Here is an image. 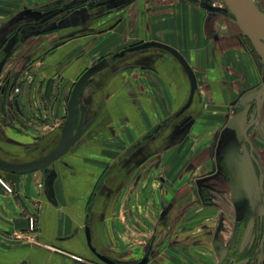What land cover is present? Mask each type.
I'll return each mask as SVG.
<instances>
[{
    "label": "crops",
    "instance_id": "crops-1",
    "mask_svg": "<svg viewBox=\"0 0 264 264\" xmlns=\"http://www.w3.org/2000/svg\"><path fill=\"white\" fill-rule=\"evenodd\" d=\"M56 1L58 0H0V48L18 27L28 23H35L45 15L56 10L59 6L55 4ZM101 1L106 0H91L85 6L78 7L52 18L42 25V33L33 36V38L31 37V41L26 44L30 45L36 42V46L40 45L42 47L48 42L52 43V47L61 50L62 46L59 45L57 40L62 34V27L68 26L67 23L87 21L92 15L91 12L109 5L96 6ZM146 2L148 3L147 0L143 2L138 1L136 5H133V17H137V20H134V25L137 24L138 33L147 38L145 41H159L171 45L178 49L191 64L196 73L199 86V94L196 95L194 100V102L199 100V104H201V106L199 105V113L206 116L207 114L213 115L214 122H217L216 119L219 118L217 116H221L222 113L227 112L228 108L236 99L262 85L264 82V69L261 63H259L258 57L245 42V38L239 30L240 28L232 19L222 14H217L214 11L207 12L198 4L180 0H149L151 14L148 19H145L141 17V12L140 15L136 12L141 11L143 4L145 7ZM109 13L111 12L103 11L93 16L95 18H101L109 15ZM122 24L119 25L121 30L129 31L134 28L129 24H124L121 27ZM36 46L29 47L25 55H31L30 53L36 50ZM19 50V48H15L3 70L2 76L7 72L9 66H23L26 64V57L17 55ZM153 52H157L163 58H156L152 61L146 60L151 63V67L156 68V70H162V68L168 69L172 63V66L178 68L184 77L182 79H180L181 77H166L164 78V86L158 77H117L114 78L112 83L106 86V89L103 87L101 90L102 95L105 96L106 94V103L100 107L102 108L103 114L107 112L111 114L113 107L115 108L117 106V109H121L120 112L124 114V121L132 125L131 129L139 131L147 130L151 123H153L155 128L156 125L168 118H172L171 121H173V117L167 116L160 120L158 117L165 113L171 114L180 111L181 107L186 103L190 92L189 79L179 62L171 54L161 49L149 48L136 55L139 54L141 55L140 57L146 58L149 55L148 53ZM143 66V63H140L135 68ZM54 67L56 66L52 65L51 61H48L44 65V69H41L40 74H50L53 72ZM122 70L126 71L129 69ZM80 75L75 77H80ZM36 84L37 81L33 83V90ZM115 84L117 85L116 88L118 91L116 95L117 100L114 98L111 99L112 94H116V88L113 86ZM159 85L162 91L160 94L158 92ZM32 89L30 84L29 86L24 84L19 97L22 99L28 97ZM136 90H139L141 93L140 101H138L141 110H137L133 102L126 100L128 94L130 92L134 93ZM51 91H47V97L49 98L52 95ZM111 91L112 93H110ZM58 99L56 108L53 111L55 120L50 122L52 124L50 125L52 130L56 129L59 133L54 134L55 136H53L51 142H43L47 146L52 145L54 147L61 136L62 124L64 123V118H62L64 116L62 93L59 94ZM166 103L170 104L169 108ZM13 108L14 106H9V109L12 110ZM65 109L67 112V106ZM6 110L7 107L0 105V155L3 158L13 162H25L38 158L53 148L47 151L45 147L46 152L44 151V154L42 153L38 156H26L22 148L24 149V147L31 145L28 142L29 137L21 132V130H24L22 122L15 118L12 112L8 111V113H5ZM15 110L19 111V109ZM34 110L36 112L35 108ZM41 110L45 114L44 116H46L47 112L45 109ZM23 112L21 111L20 113L23 114ZM20 113L19 115H21ZM199 113H197L189 125L190 129L188 128L189 132L187 136L185 135V137L176 140L166 154H163L164 149H160L159 159L158 156L155 159L156 161L158 160L154 165L155 168L153 169L151 167L148 170L149 172L144 175V178L146 179L148 177L150 182H147L142 188L139 187L143 194L142 197L149 200L146 208L151 211V217L149 219L152 221L151 224L153 223V229L155 231L154 238L150 241L147 251L150 254L148 264L154 263L151 258V253L154 250L155 254L157 251L161 254L157 255L158 262L154 264H167L169 258L168 250L172 248L170 243L174 240L178 241V239V242L185 240L182 239L183 237L175 235L174 232L176 229L179 230L180 227L184 226L183 221L186 220L185 218L195 216L191 215L190 205H197V207L192 209L193 211L207 210L210 212L211 225L216 226L218 221H221V211L231 202L232 197L230 198V196L234 192L229 195L224 187L217 183L224 182L220 175L218 176L219 179L214 177L216 179H213V183L209 185L208 193L213 195L210 205L205 204L204 199H202L203 197L201 195L205 188L204 183L206 177L202 176L204 172L201 166L203 165L204 168L205 164L209 163L210 168L214 169L215 165L210 161L212 160L211 156H209L210 154L207 155L206 153L208 149H203L197 153L191 148L197 143L198 145L205 144V139H202L205 136L200 137L199 133L200 130L205 129L202 126L203 122L200 120L201 114ZM258 113L260 117L261 141H258L251 134H249V140L255 149L258 145L261 146V153H259L260 156L258 158L261 163L260 177L264 180V95L261 99ZM59 119H62V122L58 126L59 123L57 122ZM46 123L48 122H43V130L50 128V125ZM250 124L248 126L249 128H251ZM92 126L85 132L79 142L89 132ZM27 129H30V125H28ZM145 143L147 149L156 148L157 151L159 146L162 145V142L152 140L151 138ZM191 149L193 150L192 154L190 152ZM92 151V148L75 150L72 154V160L76 163L88 162L89 159L86 155L92 154ZM64 160L68 163L69 167L62 164L60 168L57 167L58 178L55 185L58 200L57 206L49 202L45 195L43 171L39 170L27 174H11L0 171V176H4L8 184L14 187L16 191V196L10 195L0 185V264H19L23 261H27L28 264H85L73 259L69 255L63 254L61 250L93 259L94 261H101L88 244L86 234L87 226L91 227L92 244L96 250L116 260L117 255L109 250L111 240L118 242V246L120 247V245H125L126 239L124 238L125 236L122 237L120 234V226L122 223L119 221V218H115L114 211H116V207L119 204L120 191L125 189L126 181L130 173L132 174L135 171L126 169V157L117 161L113 156V159H111L114 162L112 167L115 164L116 166L114 168L111 167L112 174L110 176L108 175L111 171L110 168L102 177L105 180L107 179L104 188H107V190H110V188L111 190L119 189L118 198L115 200L114 206H112L111 214H106L105 212L108 206V199L107 201L105 199L94 219L90 215L91 213L89 214V212L83 209L84 206L82 204V198L88 194L87 190L92 185L91 180L94 175L84 172L83 167L79 164H74L70 161L69 157H64ZM200 174L201 176L197 177ZM40 183L43 184L42 188L39 186ZM96 191L99 190H93L90 193V199ZM103 192H99L95 204H98ZM223 193L225 197L222 199L217 198L218 194ZM191 195H194L193 198L196 196L195 199L197 200H194L192 204H188L187 202ZM223 202L225 206H223ZM35 203L40 208V222L43 225L41 236L49 244L47 248L24 242L21 243L19 242V237L14 236L15 232H23L27 229V215L31 211V208L36 205ZM80 226L82 227L80 228ZM159 226H165L167 233L157 235ZM172 227H174L173 232H171ZM180 230L183 229L181 228ZM155 242L160 243L154 247ZM181 246L179 245V247ZM186 248H190L189 244ZM160 258L162 260H159ZM189 261H185L183 264H191Z\"/></svg>",
    "mask_w": 264,
    "mask_h": 264
},
{
    "label": "rangeland",
    "instance_id": "rangeland-1",
    "mask_svg": "<svg viewBox=\"0 0 264 264\" xmlns=\"http://www.w3.org/2000/svg\"><path fill=\"white\" fill-rule=\"evenodd\" d=\"M138 1L144 0H117L112 4L105 6L104 8L96 9L91 12V17L87 21L78 23H67L68 26L62 27V34L57 40L59 45L62 46L61 50L52 47V43H45L35 45L26 44V42L19 43L16 47L20 50L17 55H23L25 58V65H12L9 66L7 72L0 78V105L7 107L5 113L12 112L15 118L22 122L25 133L28 137L30 146L22 148L26 156H38L44 154L45 147L49 151L52 145H44L43 142H48L53 139L54 134H58L59 131L52 130L51 123L54 118L53 111L58 103V96L62 93V107L64 121L67 115L65 107L69 99L70 91L75 79L83 71L88 69L98 61L107 58L111 61V67L100 72L94 76L93 83L87 85L84 89L82 97L80 99V106L89 105L90 113L89 117L95 115L97 118L94 126L79 142V144L71 149L64 157H69L72 160V154L75 150L92 148V154H87L88 162H77L83 167V171L92 173L94 176L91 180L92 185L88 187V194L83 196V209L93 216H97L98 209L103 205L104 200L108 199L106 214L112 213V206H114L115 200L118 198L119 189L110 190L105 187L107 179H103L102 175L106 173L108 169L112 167L114 163L111 161L113 156L117 161L126 157V169L135 171L130 173L125 189L121 190L119 204L116 207L115 218H119L122 225L120 226V234L126 239L125 245L118 246V242L111 240L109 250L114 252L116 260L119 262L135 263L140 261L148 251L150 241L154 238L155 231L152 221H150L151 211L146 208L149 204V200L142 197V192L139 187H143L147 182H150L149 178H144L152 167L155 168V159L161 152L160 149H164L163 154H166L176 140L187 136L189 125L194 120V117L199 113V100H196L191 109L184 114L181 118H176L177 113H165L159 116V120L164 117H173V121L167 123L164 129L157 135H152L154 130L153 123L150 124L147 130L131 129L132 125L124 121V114L120 112L121 109L113 107L111 114L102 112L101 106L106 103V94L102 95V88L113 82L117 77H158L159 81L164 86V78L166 77H181L183 74L178 68L172 66L168 69L162 68V70H156L151 67V63L146 60L152 61L153 59L163 58L157 52L148 53L146 58L140 57L141 55H134L124 60L114 59V55L131 45H137L144 42L147 38L138 33L137 24L134 25V20L137 17H133V5H136ZM141 11L136 12L141 17L148 19L151 14L149 0ZM184 2L198 4L204 8L207 12H212L209 8H225L226 4L223 0H180ZM263 12H264V0H252ZM66 2V1H63ZM85 6V5H84ZM87 7V6H86ZM132 9V10H131ZM103 11H110L109 15L101 18H95L93 15L101 13ZM218 11V12H217ZM217 14H222L227 18L232 19L236 24L235 17L230 11L214 10ZM125 24H129L133 29L121 30L119 28ZM66 24V25H67ZM66 27V28H65ZM239 27V26H238ZM29 31V29H26ZM23 31L24 33L26 32ZM241 35L245 38V42L251 48L253 53L258 57L259 63H261L264 69V60L257 52L254 44L248 36H246L241 29H239ZM56 43V42H55ZM259 45L264 49V41L259 40ZM28 45V46H27ZM51 45V46H50ZM24 46V48H23ZM35 47L36 50L31 52V55L26 56L27 49L29 47ZM58 46V45H57ZM58 50V51H57ZM45 52V53H43ZM43 53V54H42ZM2 55H0L1 59ZM51 61L52 65H55L52 73H46L43 75L41 69H44V65ZM134 62H142L143 67L122 70L125 66H129ZM51 65V64H50ZM174 65V64H173ZM48 67V66H47ZM153 68V69H151ZM76 73V74H75ZM53 77V78H52ZM264 80V76H263ZM37 81L35 89H32L33 83ZM40 81V82H38ZM51 84V97H47V91ZM164 83V84H163ZM264 83V82H263ZM262 83V84H263ZM31 86L28 97L24 99L19 95L22 92V88ZM98 85V88H97ZM116 88V84L113 85ZM112 86V87H113ZM262 85H260L261 87ZM255 89L256 94L250 97L245 104L242 105V110L237 114L235 109L241 103L242 98L246 95L239 97L228 108V111L222 113L221 116H217V122H214L213 115L201 114L200 120L202 126L205 129L199 131L200 137L205 136V144L198 143L191 147L194 152L206 151L207 155L211 156V163H214V169L210 168V164L206 163L205 167L201 166L204 172L202 176L206 177L204 183L203 194L201 195L205 201V204L210 205L212 202L211 193L209 191V185L213 183L214 177L219 179V175L222 178L223 183L217 182L222 185L224 189L229 193L231 202L225 206L221 211V221H218L216 226L211 225L210 215L207 210H195L192 209L197 205H190L191 215L185 218L184 226L176 229L175 235L183 237L182 242L177 240L172 241L170 244L172 248L168 250L169 258L167 264H183L185 261H189L191 264H264V180L260 177V161L259 153H261V146L258 145L255 149L250 139L249 134L256 137L258 141H261L260 132V117L258 116L261 99L264 93L259 97L257 93L260 89ZM113 88V90H114ZM19 89V91H17ZM159 94L161 86H158ZM116 94H112L111 99L117 100V88ZM254 91V90H253ZM112 93V91L110 92ZM114 93V91H113ZM140 92L136 90L134 93H129L126 100L133 102L137 110H141L138 105L140 101ZM108 96V95H107ZM108 99V98H107ZM160 100V98H159ZM123 102V100H121ZM117 103V102H116ZM137 104V105H136ZM170 107V104H167ZM9 106H14L11 110ZM36 109V112L34 110ZM41 109H45L46 116ZM80 110V109H79ZM24 111L23 114L20 112ZM79 112V111H78ZM19 113L21 115H19ZM4 114V113H3ZM242 125V129L236 126H231L234 123L235 118ZM204 117V118H203ZM51 124L50 128L43 130V122ZM62 119H59L58 126L61 125ZM251 123V124H250ZM249 124L251 128H249ZM30 125V129L28 128ZM63 125V124H62ZM37 126V127H36ZM130 126V128H129ZM217 126H219L217 128ZM249 128V130H248ZM190 129V128H189ZM151 138L152 140H158L162 142L158 151L156 148L147 149L146 141ZM56 140V139H55ZM201 143V142H200ZM237 145V158L233 153V144ZM91 145V147H90ZM205 147V148H204ZM190 150L191 154L193 150ZM166 151V152H165ZM20 153V151H18ZM46 152V151H45ZM159 159V156H158ZM152 161V162H151ZM59 163L57 167L60 168ZM116 166V164H115ZM113 166L112 168H114ZM111 171L108 173L112 174ZM201 176L198 175L197 177ZM138 182V184H137ZM137 184V186H135ZM0 185L5 188L8 194L16 196L14 187L10 186L4 176H0ZM41 188L43 184L39 185ZM136 187V188H135ZM99 190L103 195L101 196L98 204H95L91 208L88 206L89 196L92 191ZM147 197V196H146ZM194 195L189 198L188 204H192ZM225 194H218L217 198H223ZM36 204V203H35ZM203 204V203H202ZM199 206V205H198ZM227 207V208H226ZM83 210V211H84ZM40 208L36 204L31 208L27 215L28 226L27 229L17 231L14 236L19 237V242L29 243L30 245H36L42 248H47L49 245L42 239L43 225L40 222ZM62 214L63 211L61 210ZM65 216V215H64ZM205 217V219H204ZM95 219V218H94ZM163 219V218H162ZM228 219V221H227ZM187 221V224H186ZM95 222V220H94ZM89 224V223H88ZM82 226H80L81 228ZM175 227V226H174ZM172 227V231H174ZM171 228V227H169ZM183 230H180V229ZM167 230L165 226L158 227L157 235L166 234ZM21 238V239H20ZM222 240L229 250L219 256L220 249L216 248V241ZM159 241V240H158ZM177 241V242H176ZM160 242H155L154 247ZM190 248H186L187 246ZM179 245H182L179 247ZM53 247V246H52ZM186 248V249H185ZM156 249V248H155ZM160 249V248H159ZM63 254L73 257V259L85 263V264H106L101 261H94L86 257L78 256L76 254L61 250ZM154 252V254H152ZM151 253L152 262H158L155 250ZM189 256V257H188ZM187 258H189L187 260ZM159 260H162L161 258ZM261 263H259L260 261ZM153 263V264H154Z\"/></svg>",
    "mask_w": 264,
    "mask_h": 264
},
{
    "label": "water",
    "instance_id": "water-1",
    "mask_svg": "<svg viewBox=\"0 0 264 264\" xmlns=\"http://www.w3.org/2000/svg\"><path fill=\"white\" fill-rule=\"evenodd\" d=\"M91 0H68L63 2V0H58L55 4H58V8L51 13L45 15L39 21L33 23L36 28L32 29L26 33L21 34V28H18L13 35H11L4 46L0 49V55H2L0 59V78L2 76L3 70L13 54L15 48L19 43L26 42L31 37L39 35L42 33V28L40 27L47 21L52 18L63 14L65 12L74 10L78 7L87 5ZM115 0H106L101 1L96 4V6H102L109 3L114 2ZM226 4L225 8H209L210 10H221V11H230V13L235 17L237 25L241 29V31L250 38L252 43L254 44L257 52L260 54L262 59L264 60V53L260 50V45L258 43L259 40L264 41V37H256L253 34V29L251 25H257L264 28V12L252 1V0H223ZM53 4V3H52ZM49 6V5H47ZM149 48H157L164 50L171 54L184 69L190 83V92L189 97L186 103L182 106L178 116L185 113L193 104L196 95L199 94V86L197 81L196 73L191 66V64L187 61V59L183 56V54L176 49L175 47L168 45L159 41H145L140 44L125 48L114 55V59L124 58L130 56L132 54L141 52L145 49ZM110 66V62L107 58H104L97 63L90 66L86 69L80 77L75 81L67 103V115L65 121L62 126L61 136L57 144L46 154L31 159L25 162H13L3 158L0 155V171L11 173V174H27L35 171H43L44 173V192L49 202L53 205H58V200L56 196V180L58 178V170L57 163L62 164L64 166L69 167L68 163L64 160V156L73 149L79 140L83 137L87 129L89 128L91 123L84 125V111L85 108L80 106V99L84 92V89L87 84L91 81V79L96 76L98 73L102 72L104 69ZM259 97L264 93V83L260 87L257 92ZM256 94L255 90L247 93L241 100V103L238 107H236L235 111L238 114L242 110V105L247 102V100ZM81 109V116L79 118L78 111ZM168 121L160 123L155 132H158L162 126ZM231 126H236L239 129H242L241 123L238 121L236 116L235 121ZM248 141H250L247 138ZM237 145L233 144V152L235 157H237ZM96 196L94 194L93 198ZM87 241L91 248V250L95 253V255L106 264H148L150 260V254L147 253L140 261L135 263H127V262H119L116 261L106 255L99 253L96 248L92 244V235L91 229L89 226L86 227ZM216 248L220 249L219 256L222 257L224 253L229 250V247L222 241H216ZM19 264H28L27 261H23Z\"/></svg>",
    "mask_w": 264,
    "mask_h": 264
},
{
    "label": "flooded vegetation",
    "instance_id": "flooded-vegetation-1",
    "mask_svg": "<svg viewBox=\"0 0 264 264\" xmlns=\"http://www.w3.org/2000/svg\"><path fill=\"white\" fill-rule=\"evenodd\" d=\"M114 2H117V0H115ZM114 2H112V3H114ZM112 3H109V4H112ZM33 23H28V24H25V25H23V26H21V27H18V28H21V34H23L24 32L23 31H25L26 29H29V31L30 30H32V29H35L36 27L34 26V25H32ZM41 28H42V25L40 26ZM17 28V29H18ZM16 29V30H17ZM15 30V31H16ZM15 31L11 34V35H13L14 33H15ZM26 32H28L27 30H26ZM25 32V33H26ZM10 35V36H11ZM9 36V37H10ZM8 37V38H9ZM7 41V40H6ZM5 41V42H6ZM5 44V43H4ZM4 44L2 45V47L4 46ZM1 47V48H2ZM0 48V49H1ZM125 49V48H124ZM157 49V48H156ZM123 50V49H122ZM121 51V50H120ZM119 52V51H118ZM139 53V52H138ZM137 53H135V54H132V55H130V56H127V57H124V58H118L117 60H119V61H121V60H124V59H128L129 57H131V56H134V55H136ZM109 61V60H108ZM110 62V66L109 67H111V61H109ZM142 63V62H141ZM138 65H139V62H134V63H132V64H130L129 66H125L124 68H122V69H130V68H135V67H138ZM108 67V68H109ZM108 68H106V69H108ZM106 69H104V70H106ZM103 70V71H104ZM99 74V73H98ZM79 78V77H78ZM94 78V77H93ZM92 78V79H93ZM93 83V80L92 81H90L89 82V84H87V85H91ZM86 85V86H87ZM97 88H98V85H97ZM194 103V102H193ZM193 105V104H192ZM82 107H84L85 108V111H84V114H85V117H84V125L85 124H88V123H91L90 124V126H89V128L92 126V125H94V123L96 122V120H97V118H95V115H93L92 117H89L88 115H89V113H90V107H89V105H85V106H82ZM192 107V106H191ZM190 107V108H191ZM182 108V107H181ZM189 108V109H190ZM188 109V110H189ZM188 110L186 111V112H188ZM81 109L79 110V112H78V116H79V118H80V116H81ZM186 112L185 113H183L182 115H180V116H178L177 114L179 113V111L177 112V114H176V118H181L184 114H186ZM171 119L172 118H168V121L162 126V128L158 131V132H155V129L157 128V126L160 124H158V125H156L155 126V128H154V130H153V132L151 133L152 135H157V133H160L161 132V130H163L164 129V127H165V125L167 124V123H169V122H171ZM167 120V119H166ZM165 121V120H164ZM164 121H162V122H164ZM161 122V123H162ZM88 128V129H89ZM87 129V130H88ZM234 153V152H233ZM237 158V157H236ZM99 192L100 191H96V192H94L93 193V195L91 196V199H90V201H89V207L91 208L92 206H94V204H95V202H96V200H97V198H98V195H99ZM94 194H96V196L93 198V196H94ZM90 214V213H89ZM91 215V214H90ZM89 218H90V216H89ZM90 229H91V227H90ZM129 263V262H128Z\"/></svg>",
    "mask_w": 264,
    "mask_h": 264
},
{
    "label": "bare ground",
    "instance_id": "bare-ground-1",
    "mask_svg": "<svg viewBox=\"0 0 264 264\" xmlns=\"http://www.w3.org/2000/svg\"><path fill=\"white\" fill-rule=\"evenodd\" d=\"M252 29H253V34L256 37H264V28L257 26V25H251ZM146 50V49H145ZM260 50L264 53V49L261 47L260 45Z\"/></svg>",
    "mask_w": 264,
    "mask_h": 264
},
{
    "label": "trees",
    "instance_id": "trees-1",
    "mask_svg": "<svg viewBox=\"0 0 264 264\" xmlns=\"http://www.w3.org/2000/svg\"><path fill=\"white\" fill-rule=\"evenodd\" d=\"M50 90H51V83H50V85H49V90H48V91L50 92Z\"/></svg>",
    "mask_w": 264,
    "mask_h": 264
},
{
    "label": "built area",
    "instance_id": "built-area-1",
    "mask_svg": "<svg viewBox=\"0 0 264 264\" xmlns=\"http://www.w3.org/2000/svg\"><path fill=\"white\" fill-rule=\"evenodd\" d=\"M17 91H19V89H17Z\"/></svg>",
    "mask_w": 264,
    "mask_h": 264
}]
</instances>
